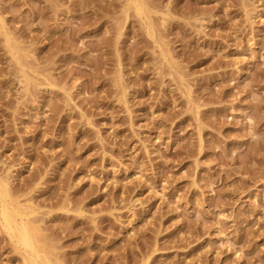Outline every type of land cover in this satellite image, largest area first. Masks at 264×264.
I'll return each mask as SVG.
<instances>
[{"label":"rangeland","instance_id":"rangeland-1","mask_svg":"<svg viewBox=\"0 0 264 264\" xmlns=\"http://www.w3.org/2000/svg\"><path fill=\"white\" fill-rule=\"evenodd\" d=\"M137 1L0 0V178L52 264H264V0Z\"/></svg>","mask_w":264,"mask_h":264},{"label":"bare ground","instance_id":"bare-ground-1","mask_svg":"<svg viewBox=\"0 0 264 264\" xmlns=\"http://www.w3.org/2000/svg\"><path fill=\"white\" fill-rule=\"evenodd\" d=\"M139 15L144 13L137 0H131ZM21 88L28 84V77L21 73L17 79ZM10 182L0 178V218L2 226L17 249L24 252L25 264H52L45 246L41 243L40 227L33 221L35 212L12 199Z\"/></svg>","mask_w":264,"mask_h":264}]
</instances>
